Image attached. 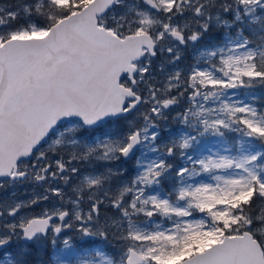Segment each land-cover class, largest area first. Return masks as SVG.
I'll use <instances>...</instances> for the list:
<instances>
[{
	"label": "snow or ice",
	"instance_id": "1",
	"mask_svg": "<svg viewBox=\"0 0 264 264\" xmlns=\"http://www.w3.org/2000/svg\"><path fill=\"white\" fill-rule=\"evenodd\" d=\"M257 88L264 0L0 7V264H264Z\"/></svg>",
	"mask_w": 264,
	"mask_h": 264
},
{
	"label": "rangeland",
	"instance_id": "2",
	"mask_svg": "<svg viewBox=\"0 0 264 264\" xmlns=\"http://www.w3.org/2000/svg\"><path fill=\"white\" fill-rule=\"evenodd\" d=\"M13 2L14 0H0V7L4 6L5 4L13 3ZM256 92L257 95L260 96L264 92V90L257 88ZM257 103L260 105H264V101L262 99L258 100ZM167 127L170 129H175L178 128L179 125L174 123L170 119L168 121ZM15 191H16V195L20 196L21 199H23V196H25L27 199L29 196L33 194L34 191L39 192L42 190L41 189L34 190L32 187L25 185V186H18ZM8 192L9 193L4 195V198L9 196L12 190L8 189ZM46 206H48L47 202H41L40 204L34 206V210L36 213H39ZM36 252L38 253L37 256H35V262H37V264H40V262H42V264H53L52 257L54 255V251L50 244L46 248L38 247ZM47 252H51L50 255L46 254Z\"/></svg>",
	"mask_w": 264,
	"mask_h": 264
},
{
	"label": "flooded vegetation",
	"instance_id": "3",
	"mask_svg": "<svg viewBox=\"0 0 264 264\" xmlns=\"http://www.w3.org/2000/svg\"><path fill=\"white\" fill-rule=\"evenodd\" d=\"M9 193L8 188L0 189V198H4V195ZM20 198V196H18ZM23 199H26L25 196H23Z\"/></svg>",
	"mask_w": 264,
	"mask_h": 264
},
{
	"label": "trees",
	"instance_id": "4",
	"mask_svg": "<svg viewBox=\"0 0 264 264\" xmlns=\"http://www.w3.org/2000/svg\"><path fill=\"white\" fill-rule=\"evenodd\" d=\"M264 93V92H263ZM264 101V99H262ZM51 252H47L46 254L50 255ZM32 259L35 261V256H32Z\"/></svg>",
	"mask_w": 264,
	"mask_h": 264
}]
</instances>
